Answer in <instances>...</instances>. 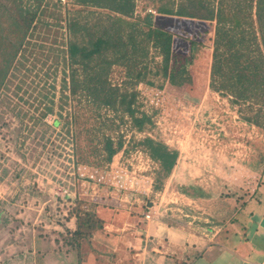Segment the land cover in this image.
<instances>
[{
	"label": "rangeland",
	"instance_id": "1",
	"mask_svg": "<svg viewBox=\"0 0 264 264\" xmlns=\"http://www.w3.org/2000/svg\"><path fill=\"white\" fill-rule=\"evenodd\" d=\"M13 1L0 4L12 12ZM150 6L154 24L174 34L170 65L187 62L175 84L153 49L134 85L127 83L125 67L112 65V84L132 85L134 105L152 118L144 131L131 128L127 115L120 120L107 111L99 135H72L98 124L91 117L70 122L86 101L76 104L64 87L69 70L61 51L66 22L89 7L44 0V15L24 39L22 31L3 29L0 70L12 57L0 83V264H162L156 258L171 256V227L207 242L222 239L223 232L231 241L233 230H246L243 220L229 221L239 217L235 208L244 215L264 210V103L240 100L212 81L214 21L159 14L158 4L144 0L137 1L135 16L142 18ZM1 14L0 22L8 23ZM103 133L114 142L122 137L108 162L93 149L100 148ZM146 136L164 144L166 168L137 143ZM248 197L259 205L241 209ZM91 207L101 227L74 248L76 212ZM202 217L208 228L189 230ZM216 219L224 224L216 226Z\"/></svg>",
	"mask_w": 264,
	"mask_h": 264
},
{
	"label": "trees",
	"instance_id": "2",
	"mask_svg": "<svg viewBox=\"0 0 264 264\" xmlns=\"http://www.w3.org/2000/svg\"><path fill=\"white\" fill-rule=\"evenodd\" d=\"M15 1L13 3L17 4L12 12L6 5L0 4V13L8 20V23L0 22V42L7 36L2 32L3 29L12 32L18 30L20 33L22 31L21 39H24L28 29L35 27L44 15V9L40 8L44 0ZM137 1L73 0L75 4L87 6L90 10L82 12L78 9L75 18L66 22L68 37L61 44L63 64H67L69 70V80L64 87L69 88L71 98L77 100L76 104L86 101L83 106L78 107L79 111L70 118V122L77 123L91 117L98 123L87 130L78 128L76 134L72 133L74 137L83 131L94 132L95 135L102 132L109 121L107 111H112L114 117L119 116L120 120L127 115L130 127L137 131H144L152 126L151 116L145 111H139L134 105L137 93L132 86L142 79L138 70L146 67L147 58L151 60L154 57L150 53L152 49L154 54L162 56L158 65L164 70V74L167 75L166 71L170 70L168 77L171 83L179 82L176 81L177 76L186 71V60L176 67L175 62L170 65L174 34L155 25L151 11L142 18L135 16ZM144 1L158 4L155 12L159 14L214 21L210 71L212 81L227 88L232 96H237L240 100L251 99L261 105L264 103V0ZM102 10L107 12H101ZM140 21L146 24L143 26ZM45 25L48 24L44 23L43 26ZM194 48L191 43L190 49ZM11 57L12 54H9L6 64L0 70V83L4 80ZM115 63L126 68L127 83L132 85L125 89L122 88L125 80L119 85H113L110 81V69ZM146 81L153 85L152 81ZM212 86L220 90L219 86ZM48 109L51 110L50 107ZM84 110L87 112L84 113ZM88 110L91 115H87ZM113 118L110 119L112 122ZM245 119L249 120V117ZM54 123L57 124L58 121L55 120ZM68 123L67 120L66 125ZM100 142V148L97 144L93 149L96 153H101L106 162L122 147L121 135L114 142L111 135L104 134L98 143ZM137 143L143 145L161 167L168 166L169 156L161 141L146 136ZM200 194L204 195L203 191ZM252 199L253 197L241 199V209L259 205L258 201ZM226 213L229 214V211ZM96 217L93 207L81 213L76 212L77 225L71 232L70 240L74 248L80 246V238L89 236L93 229L101 227L102 220ZM249 224L256 227L257 222L252 220Z\"/></svg>",
	"mask_w": 264,
	"mask_h": 264
},
{
	"label": "crops",
	"instance_id": "3",
	"mask_svg": "<svg viewBox=\"0 0 264 264\" xmlns=\"http://www.w3.org/2000/svg\"><path fill=\"white\" fill-rule=\"evenodd\" d=\"M237 209L239 208H235V210ZM217 214L218 211L215 215ZM238 214L239 217L234 216L229 221L234 223L243 220L246 230L241 234L233 230V235L230 236L232 242L223 239V232H221L222 239L216 238L213 242H207L208 239L193 238L186 231L171 227V242L169 244L171 259L161 256V258L157 257L156 259L161 260L162 264H264V210L253 211L252 215H244L240 211ZM252 220L257 222L256 227L249 224V221ZM213 222L220 227L224 224L218 219L213 220ZM207 223L208 218L202 217V219H198L196 225L194 224L195 228L189 230L203 233L201 228H208ZM240 252L244 253L242 258H239L241 257Z\"/></svg>",
	"mask_w": 264,
	"mask_h": 264
},
{
	"label": "built area",
	"instance_id": "4",
	"mask_svg": "<svg viewBox=\"0 0 264 264\" xmlns=\"http://www.w3.org/2000/svg\"><path fill=\"white\" fill-rule=\"evenodd\" d=\"M148 11L153 12V10H151V9H148ZM145 216H146V218H149L150 217V215L149 214H146V213H145Z\"/></svg>",
	"mask_w": 264,
	"mask_h": 264
}]
</instances>
